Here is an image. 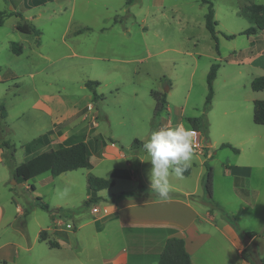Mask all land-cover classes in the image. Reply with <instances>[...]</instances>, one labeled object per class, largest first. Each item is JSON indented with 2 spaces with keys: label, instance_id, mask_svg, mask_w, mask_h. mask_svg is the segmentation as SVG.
Returning <instances> with one entry per match:
<instances>
[{
  "label": "rangeland",
  "instance_id": "1",
  "mask_svg": "<svg viewBox=\"0 0 264 264\" xmlns=\"http://www.w3.org/2000/svg\"><path fill=\"white\" fill-rule=\"evenodd\" d=\"M38 1L49 4L30 13L34 19L13 15L0 28V106L7 110L4 122L0 113V144L7 142L11 146L1 148L3 159L8 156L9 160L14 159L15 165L29 160L31 157L25 159V149L37 150L30 143L60 120L69 128L80 127L79 131H85L86 120H79V116L89 112L93 103L90 121L98 123L96 132L106 146H101L98 156L104 160L95 164L92 173L111 178L115 168H123L126 162L135 163L129 147L134 140L143 142L151 131L167 125L169 120L177 125L176 116L183 117L185 126H188L185 122L188 117L201 116L208 94L207 76L212 65L220 64L214 99L216 121L214 116L210 118L211 139L219 140L218 120L225 101L229 103L228 108H232L229 109L231 123L237 120L232 113L235 110L245 133L255 139L241 144L240 140L230 137L239 153L230 149L216 151L206 145L203 136L195 139L205 150L204 155H199L206 162L202 166L204 179L208 177L207 168L215 175L212 195L205 192L204 202L219 218L231 220L238 234H257L244 253L248 259L262 264L264 126L254 122L253 103L264 100V91L254 92L251 81L256 76H264V31L257 35L240 34L254 26L245 15H249L253 5H264V0H210L218 22V51L216 41L206 29L208 4L201 0H136L130 5L126 4L127 0H69L60 4H56V0ZM4 5L0 0V11ZM28 23L40 31L39 37L17 29L18 25ZM225 35L236 37L227 39ZM14 43L21 47V54L13 51ZM88 81L99 82L98 93L103 101L94 102L92 98L87 105L86 97L91 94L85 88ZM158 89L160 92H154ZM165 92L169 94L170 113L155 118L151 93ZM74 103L87 105L79 116H72L76 111L71 108ZM113 141L116 148H111ZM98 143H88L91 153ZM255 145L261 151L253 155ZM59 147L61 145L54 144L50 149ZM117 150L124 153L126 160H118ZM150 159L148 155L144 165L147 170ZM232 160L250 169L245 184L251 191H259L257 199L253 200L252 195L250 198L241 196L233 187V179L225 175V167L234 164L230 163ZM5 164L8 168L0 166V206L4 207V224L14 219L17 225L26 221L17 209L26 210L27 215L32 212L37 197H33L31 186L51 209L71 208L78 214L84 211L91 218L89 213L94 204L84 206L87 170L61 175L49 185L42 183L49 174L41 176L30 182L27 190L15 184L6 161ZM196 166L198 170L199 163ZM104 204L101 201L97 206L103 208ZM37 209V213L48 219L45 212ZM1 213L3 210H0V218ZM33 215L28 219L29 225ZM110 237L112 234L104 233L98 249L88 244L84 253L80 250L79 260L76 257L74 261L101 264L112 253L106 242ZM239 259L236 251L216 236L204 244L199 262L236 264Z\"/></svg>",
  "mask_w": 264,
  "mask_h": 264
},
{
  "label": "crops",
  "instance_id": "2",
  "mask_svg": "<svg viewBox=\"0 0 264 264\" xmlns=\"http://www.w3.org/2000/svg\"><path fill=\"white\" fill-rule=\"evenodd\" d=\"M68 1L69 0H56V4ZM48 4L49 3L41 4L38 0H7L3 10L8 9L11 11L10 9L13 8V11L11 12L14 14H22L25 20H31L34 18L29 16L30 13L45 8ZM217 78L214 82L212 109L208 113L210 125V118L213 116L216 121L214 114L216 102H214V99ZM255 78H257V76L252 79L251 87ZM85 88L87 87L85 86ZM98 88L96 89V92L100 95L98 93ZM160 90L161 89H158L154 92H160ZM170 91H172V88H170ZM166 95L167 113H170L168 108L169 94L166 93ZM86 98L88 99L87 105H89V102H91L93 98L92 92ZM103 100L104 98L102 97L100 101ZM227 103L228 102L226 101L222 103L223 106L218 120V126L220 127L219 140L213 141L211 139L209 127V142H207L206 145L210 148L216 149V151L224 149L232 150L231 148H221L223 144H230L234 147L230 137H235V141L240 140L241 144H248L255 139V136L245 133V128L240 125L238 121L239 117L235 110H232V113L237 117V120L231 123V112L229 109L232 108H228L229 103ZM92 104L93 103L90 105ZM87 105L79 103L71 105V108L76 109L72 116H79ZM45 106L48 108V105ZM94 109L96 115H99L97 108L95 107ZM51 112L53 111L51 110ZM92 115L93 106L89 112H84L79 116V120H86V122H84L86 127L85 131H79L80 127L69 128L68 125L63 123V120H60L58 123H52L51 128H48L45 132V134L48 133L50 141L47 146L38 148L37 150H33L32 147L25 149V159L31 157L29 158V160H31L38 155L35 154V152L39 150H42L39 154L49 152L51 151V146L54 144L60 146L65 145L66 143L84 142L89 149V142L96 143L99 141L92 153L89 150L90 166L88 168L79 169L87 170V193L84 200V206L91 197L98 199L96 203H93L94 205L89 213L91 218L84 211H81V213L78 214L71 208L67 209L72 211L69 214L48 213L42 210L41 204L45 203L43 202V199H41L42 201H39L38 196H40V194L37 193V190H35L33 186H31L30 188L33 192V197H37V203L33 207L32 212L28 215L26 210L18 207L17 213L26 219L22 224L17 225L16 219L4 224V222H2L3 219H5L4 207L0 206V210H3V214L1 213L0 218V262H6L8 264H84L74 261L76 257L79 260L80 250L81 253L82 251L84 253L88 244H91L95 249H98L100 247V242L102 241L100 239L101 236L104 233H108L112 234V237H110L109 240H106L107 245L110 246L108 250L112 253L108 259H104L101 264H158L167 240L174 237L181 238L185 241L186 250L190 255L192 263L201 264L199 260L204 244L208 239L216 236H220L224 243L226 242L232 250L236 251L237 255L240 257L236 264H250L242 258V253L247 246L251 245V242L245 244L242 237L235 231L233 226L228 221L219 218L218 215L211 212L204 202L206 197L204 195L205 174L202 166L206 165V162L201 160L199 155H204L205 150L200 154L194 149L193 159L190 164V173L187 176H184V179H178L175 177L171 178L173 191L170 193V198L167 200H162L157 194L152 193H145L141 196H121L122 193L133 192L140 184L145 186L148 190H152L149 179L152 164L149 161L151 164L149 169L147 170L144 168L145 163L148 162V154L144 149H140L139 151L130 149L131 156L134 157L135 163L126 162L123 168H115L113 170L110 176L111 178H104L114 180L115 183L112 188L96 193L90 192L88 189V178L89 176H95L92 173L95 164H99L104 160V158L98 159L101 152L100 148L102 145L106 146V143H102L103 140L101 139L100 134L96 132L99 127L98 123L90 121ZM176 118L179 119L178 124L182 123L185 125L184 121H182L183 117L176 116ZM189 118L190 117L185 119L188 126H190L187 121ZM167 126L173 127L174 124L169 120ZM199 136L202 135L197 133L196 138ZM203 140L205 139L203 138ZM114 142L115 141L111 142V148H116ZM129 147L131 148V146ZM260 151L261 148L255 145L252 154L256 155ZM116 152L118 154V160H126L127 157L123 152L120 150H117ZM235 153H239V150ZM3 155L4 153L0 149V166L8 168L3 159ZM95 159L97 162H95ZM29 160H26L25 162ZM197 163H199L198 170L196 166ZM230 163L234 164H230V166L225 167L224 170L225 175L233 179L232 183L234 189L245 198H250L252 195L253 200L257 199L259 191L257 189H252L251 191V189L246 187L247 184H245V178L251 174L250 169L241 167L237 160H232ZM47 174L49 175L45 177L42 183L48 185L53 184L54 179L57 177H53L50 172L41 176ZM214 176L215 175H213L212 178V191ZM35 179L19 185L28 190V184ZM124 181L127 183H121ZM101 201L105 203L103 208L97 206ZM37 208H40L45 212L48 219H46L44 215L37 213ZM95 208L98 209L97 213L94 212ZM32 214L34 215L29 225L28 219ZM42 232H45V240L41 238ZM50 242H53L55 246L52 247Z\"/></svg>",
  "mask_w": 264,
  "mask_h": 264
},
{
  "label": "trees",
  "instance_id": "3",
  "mask_svg": "<svg viewBox=\"0 0 264 264\" xmlns=\"http://www.w3.org/2000/svg\"><path fill=\"white\" fill-rule=\"evenodd\" d=\"M7 3V0H4ZM136 0H127L126 4L130 5ZM203 4H208L207 13L205 15L206 19V29L211 35V38L216 41V50H219L218 46V37L216 26L218 22L215 20V7L212 1L210 0H201ZM13 15L17 17H21L24 19L22 14H14L8 9L0 11V28L3 27L5 20ZM248 19L254 24L253 27L249 28L244 33L240 35H256L258 31H264V5H253L249 10ZM252 18V19H251ZM17 29L25 34H34L35 36H40V31L36 28V26L32 23H28L27 25H18ZM227 39H234L236 36H226ZM37 44H40V40L37 39ZM16 46V48H15ZM13 51L16 54H21V47L17 44H13ZM220 64H214L211 66L210 72L207 76V86H208V94L204 104V111L200 117L189 118L187 121L191 128H193L196 133H200L206 142H209V119L208 113L212 109V102L214 98V82L217 78V73L220 69ZM99 82L96 81H88L85 86L92 92L93 101L99 102L102 98L97 94L96 89L99 87ZM252 90L259 92L264 90V76L257 77L252 82ZM153 100L155 101V118L160 116L161 114L167 112V99L166 94L159 93H151ZM254 108V122L257 125L264 126V100H256L253 103ZM1 113V121L4 122L7 118V111L5 106H0ZM50 143L48 133L44 134L36 139H34L31 144H33L37 148L45 147ZM2 147H6L7 149L11 148V146L7 142H3L0 144V149ZM28 148V147H27ZM221 148H231L234 152H238V149L232 147L230 144H223ZM131 150L139 151L143 149V142L140 140H135L131 145ZM90 152L88 146L84 142L78 143H66L65 145H61V147L51 150L49 152H43L38 154L31 160L25 162L20 166H16L14 163V159L9 160L8 156H4V160L10 167L13 178L16 180L17 184H21L24 182H29L45 173L50 172L53 177H58L62 174L76 171L83 168H88L90 166L89 162ZM208 169V177L204 180V189L208 195H212V170ZM190 173V167L184 173V176H187ZM113 179H104L95 176H89L88 178V189L92 193H96L105 189L112 188L114 186ZM33 189V187H32ZM145 193L156 194L152 190H148L145 186L140 184L136 190L131 193H122L121 196H141ZM39 201H42L39 198ZM98 201L97 198L91 197L86 205H90L96 203ZM42 210L48 213H59V214H69L72 211L64 210V209H50L48 205L41 204ZM227 221L234 226L231 220L227 219ZM235 228V227H234ZM242 238L244 243L252 242L257 234L255 233H242ZM240 235V236H241ZM41 238L45 240V232L41 233ZM50 245L54 247V243L50 242ZM242 258L248 261L250 264H257L255 260H250L246 257L245 253H242ZM262 264H264V260H261ZM0 264H8L6 262H0ZM158 264H193L190 258L189 253L186 250L185 241L181 238H170L167 240L163 252L160 256Z\"/></svg>",
  "mask_w": 264,
  "mask_h": 264
},
{
  "label": "clouds",
  "instance_id": "4",
  "mask_svg": "<svg viewBox=\"0 0 264 264\" xmlns=\"http://www.w3.org/2000/svg\"><path fill=\"white\" fill-rule=\"evenodd\" d=\"M196 131L190 126L167 125L151 131L143 138V149L150 156L151 189L162 200L173 191L171 178L184 179L194 155Z\"/></svg>",
  "mask_w": 264,
  "mask_h": 264
},
{
  "label": "built area",
  "instance_id": "5",
  "mask_svg": "<svg viewBox=\"0 0 264 264\" xmlns=\"http://www.w3.org/2000/svg\"><path fill=\"white\" fill-rule=\"evenodd\" d=\"M89 108L92 109V105H90ZM195 139H196V138H195ZM194 149H195V151H196L197 153H200V154H202V153H203V150H204L203 148L199 147V144L196 143V142H195V144H194ZM94 212L97 213V212H98V209L95 208V209H94Z\"/></svg>",
  "mask_w": 264,
  "mask_h": 264
},
{
  "label": "water",
  "instance_id": "6",
  "mask_svg": "<svg viewBox=\"0 0 264 264\" xmlns=\"http://www.w3.org/2000/svg\"><path fill=\"white\" fill-rule=\"evenodd\" d=\"M209 145H210V143H209ZM15 184H17L16 180H15Z\"/></svg>",
  "mask_w": 264,
  "mask_h": 264
}]
</instances>
